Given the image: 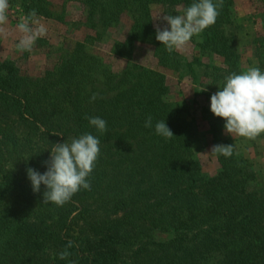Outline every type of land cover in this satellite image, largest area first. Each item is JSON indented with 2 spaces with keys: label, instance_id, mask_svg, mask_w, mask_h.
I'll use <instances>...</instances> for the list:
<instances>
[{
  "label": "trees",
  "instance_id": "16d2710c",
  "mask_svg": "<svg viewBox=\"0 0 264 264\" xmlns=\"http://www.w3.org/2000/svg\"><path fill=\"white\" fill-rule=\"evenodd\" d=\"M41 1L25 0L37 15L49 17L46 2ZM85 1L92 8L100 2ZM106 1L119 5V9L131 2ZM132 2L139 18L136 31L140 34V29L151 30L145 19L149 20L153 1ZM159 2L170 8H187L198 0ZM213 3L220 4L221 0ZM228 3L229 0H222L216 23L205 30L207 40L226 58L227 37L219 27L227 15ZM76 76L64 66L57 73L47 72L38 81L22 74L13 63L0 62L2 189L7 192L12 188L9 164L15 168L17 160L25 159L19 149L24 147V141L29 143L30 150L47 148L51 156L53 144L92 133L100 140V152L105 153V159L119 156L120 165H127L119 180L112 179L105 188H100L90 175L91 189H81L63 206L44 203V185L35 193L29 179L17 182L16 202L0 215V264H48L54 254L59 257L69 241L73 246L68 248L71 255L67 259L72 264H264V194L256 189L252 166L234 151L231 157L219 156L220 169L210 179L193 169V152L181 111L165 99L167 78L153 70L127 75V87L116 97L98 96L93 102V94L80 98L76 93ZM60 86L68 90L75 86L70 93V111L63 115L57 113L61 105L51 102L52 94ZM148 116L152 117L151 128L144 126ZM86 117L106 120L107 131L98 132ZM159 121L167 123L174 137L157 135L155 124ZM126 141L132 142L130 149L119 153L117 146L123 148L120 143ZM224 145H233L231 135L225 138ZM99 199L114 211L107 209L105 214H97L98 209L93 206ZM76 217H81L95 233L127 231L145 241L139 242L131 256L119 251V260L108 251L88 252L68 233ZM157 230H175L177 237L160 242L155 236ZM67 259L60 264H66Z\"/></svg>",
  "mask_w": 264,
  "mask_h": 264
},
{
  "label": "rangeland",
  "instance_id": "374dc122",
  "mask_svg": "<svg viewBox=\"0 0 264 264\" xmlns=\"http://www.w3.org/2000/svg\"><path fill=\"white\" fill-rule=\"evenodd\" d=\"M152 1L149 20L145 19V23L151 24V30L140 29L139 34V30L136 31L139 18L132 0L122 5L121 9L106 0H100L95 8L85 0H45L49 17L37 16L47 33L37 39L31 51L21 52L16 47L21 35L16 30V24L32 8L25 0H9V34L0 36V62H11L20 68L22 74L38 81L43 80L47 72L57 73L66 66L70 74L78 75L74 82L80 98L94 93L114 98L127 87V75H136L143 70L162 73L168 83L165 99L179 107L180 117L186 124L185 133L193 152L192 167L210 179L220 169V155L211 154V149L214 145H224L228 136L224 129L225 121L211 112V96L224 86L226 76L232 73L239 74L252 66L264 71V2L229 0L227 15L219 27V31H224L227 37L229 49L226 58L217 52L215 44L207 40L205 30L198 37H193L186 49L168 52L156 39V26L161 29L167 26L166 21L158 18L161 15L183 14L186 8H170L159 0ZM137 35L140 37L135 39ZM70 89L60 86L52 94L54 100L51 102L55 106L56 103L61 105L57 113L63 115L70 111V93L75 86H70ZM231 137L235 153L250 163L255 173L256 189L264 194V134L256 140L235 135ZM130 143H120L124 146H117L118 152L130 149ZM28 144L24 141L21 143L24 147L19 148L25 159L17 160L15 168L11 162L9 164L13 172L8 178L12 188L5 192L0 185V215L9 210L8 205L16 202L19 193L15 190L17 182L24 183L29 179L28 168L42 174L45 172L44 162L49 159L46 158L50 156L49 150L44 147L30 150ZM19 152H16L17 157ZM31 154L33 158H29ZM119 158L105 159V153L100 152L91 174L100 188H105L112 179L119 180L122 169L127 165L126 162L120 165ZM93 209H98L97 214H105L107 209L114 211L110 205L105 206L102 199L94 202ZM68 233L88 252L108 251L117 260L119 251L124 256H131L139 242L145 241L144 237L139 238L127 231L95 233L81 217L73 220ZM155 236L158 241L165 242L175 239L177 234L175 230H157ZM64 261L54 254L48 264ZM66 262L72 264L70 259Z\"/></svg>",
  "mask_w": 264,
  "mask_h": 264
},
{
  "label": "clouds",
  "instance_id": "9594fccd",
  "mask_svg": "<svg viewBox=\"0 0 264 264\" xmlns=\"http://www.w3.org/2000/svg\"><path fill=\"white\" fill-rule=\"evenodd\" d=\"M221 6L222 0L220 4L213 3V0H198L187 7L183 14L161 15L158 19L166 21L167 26L162 29L156 26L157 41L170 53L186 49L193 37H198L216 23ZM9 8V0H0V36L9 34ZM16 30L21 34L16 45L21 52L31 51L37 39L47 33L35 9L20 17ZM97 98L98 94L94 93L90 99L94 102ZM210 109L216 117L226 122L224 129L227 134L256 140L264 134V71L258 66H252L239 74L226 76L224 86L219 87V91L211 96ZM86 119L98 132L107 131L106 120L100 117ZM144 126L152 127L151 116L146 118ZM155 131L167 139L174 137L164 121L155 124ZM53 145L49 160L44 162L47 171L42 174L28 168L27 174L35 193L40 192L41 185L46 187L44 203L63 206L81 189H91L88 178L100 155V140L92 133H84L70 142ZM233 152L234 145H214L211 149V154L226 158L231 157ZM72 246L73 242L69 241L67 248L59 253L61 260L71 255L68 248Z\"/></svg>",
  "mask_w": 264,
  "mask_h": 264
}]
</instances>
